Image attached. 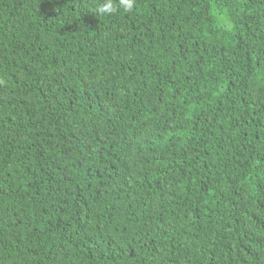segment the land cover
Here are the masks:
<instances>
[{"label":"trees","instance_id":"16d2710c","mask_svg":"<svg viewBox=\"0 0 264 264\" xmlns=\"http://www.w3.org/2000/svg\"><path fill=\"white\" fill-rule=\"evenodd\" d=\"M0 0V264H264V0Z\"/></svg>","mask_w":264,"mask_h":264},{"label":"clouds","instance_id":"9594fccd","mask_svg":"<svg viewBox=\"0 0 264 264\" xmlns=\"http://www.w3.org/2000/svg\"><path fill=\"white\" fill-rule=\"evenodd\" d=\"M136 4L137 0H94V7L90 10L98 16H110L119 10L130 13Z\"/></svg>","mask_w":264,"mask_h":264}]
</instances>
